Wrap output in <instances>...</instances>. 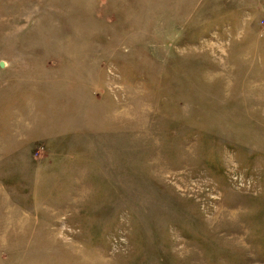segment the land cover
I'll list each match as a JSON object with an SVG mask.
<instances>
[{"label": "rangeland", "instance_id": "obj_1", "mask_svg": "<svg viewBox=\"0 0 264 264\" xmlns=\"http://www.w3.org/2000/svg\"><path fill=\"white\" fill-rule=\"evenodd\" d=\"M0 264H264V0H0Z\"/></svg>", "mask_w": 264, "mask_h": 264}]
</instances>
